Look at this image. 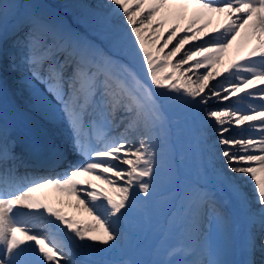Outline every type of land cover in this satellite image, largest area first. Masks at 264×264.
<instances>
[{
	"label": "snow or ice",
	"instance_id": "obj_1",
	"mask_svg": "<svg viewBox=\"0 0 264 264\" xmlns=\"http://www.w3.org/2000/svg\"><path fill=\"white\" fill-rule=\"evenodd\" d=\"M65 7L107 51L58 13L0 0V264H95L77 259V249L115 246L125 218L155 195L162 171L180 183L161 146L174 103L199 114L202 134L213 129L221 164L210 180L180 183L170 218L175 242L154 264H231L223 248L237 219L245 230L241 264H264V0H77ZM210 13L226 19L205 32ZM237 37L256 43L218 70ZM5 65L21 73L51 122L66 125L63 146L17 152L3 114ZM35 164L65 166L54 176L20 174ZM46 187L76 197L92 222L39 201L34 194Z\"/></svg>",
	"mask_w": 264,
	"mask_h": 264
},
{
	"label": "rangeland",
	"instance_id": "obj_2",
	"mask_svg": "<svg viewBox=\"0 0 264 264\" xmlns=\"http://www.w3.org/2000/svg\"><path fill=\"white\" fill-rule=\"evenodd\" d=\"M75 2L77 0H22L23 7L27 10H45L48 6L50 7L49 10L55 13L58 11L59 14L65 15L73 23L74 29L78 32L86 31L89 40L94 41L100 48L107 51L108 45L102 37L79 22L77 19L78 14L74 10L65 7V5ZM137 67L140 76L143 78L144 72L139 63ZM13 80L15 83L11 84V87H21V89L28 91L27 87H22V82H19V79L15 77ZM11 106L15 108L13 104ZM193 119V113L179 103H174L168 109L167 122L161 134V144H163L162 149L166 153L167 165L178 175L180 183L184 180L196 179L198 176L210 180L213 174V170L208 167L209 164L201 155V153H204L203 146H196L192 141L193 139H190L194 131ZM253 134L258 136V133ZM198 158L203 159V162L201 160L198 162ZM180 183H170L162 171L155 195L150 197L148 201L143 202L142 207H139L143 216L135 217L138 221L133 226L141 227L136 235L134 234V237H136L134 240L137 241L136 247L139 248V250L134 249V254L130 260L134 264L139 262L145 264L153 260L160 252H164L162 256L165 259L167 258L165 249L172 244L168 237L171 230L170 218L176 208L177 200L175 197ZM141 254L144 255L143 258H141ZM100 258L117 263L119 261V250L116 247L111 251L103 250Z\"/></svg>",
	"mask_w": 264,
	"mask_h": 264
},
{
	"label": "bare ground",
	"instance_id": "obj_3",
	"mask_svg": "<svg viewBox=\"0 0 264 264\" xmlns=\"http://www.w3.org/2000/svg\"><path fill=\"white\" fill-rule=\"evenodd\" d=\"M80 2L96 4L97 0H80ZM103 2L106 3L107 0H103ZM49 9L50 7L48 6L45 8V10H49ZM190 12H191V9H189V13ZM59 15H61L73 27V23L71 22V20H69L63 14H59ZM207 19L210 21V23L208 25V28L204 29V31L211 32L213 28H218L222 23H224L226 17L223 13H210L207 16ZM184 23H186V20L181 21V24H184ZM80 33H82L84 36L88 38V33L86 31H80ZM255 43L256 41L254 39L251 42L245 43L242 37H237V39L234 40L232 44L227 49H225V51L222 53L220 63L216 65V68L218 70H222L231 61L237 60L239 56L242 54H246L248 49L251 48ZM174 44H175V41L173 42V45H169L166 51L169 50L172 46H174ZM185 47L187 48L188 46L186 45ZM164 71L170 72L171 67L170 66L165 67ZM201 71H203V69H201ZM20 75L21 73H14V72L8 71L7 66L5 65L3 78L6 83L7 94H9V96H11L13 100H15L19 105H22L24 107L22 109V111L24 112V115L20 119V118H16L11 113L15 111L14 108L9 105V108L11 109V112H10L8 105L3 102L4 118L6 122L8 123V125L12 128L13 135L16 137V133L19 127L24 128V127H29V126H38L41 129L52 133V135H55L57 142H59V146L63 145L62 139L64 136L67 135L66 125L62 123L51 122L48 119V117L45 115L43 110L38 105H36V103L33 100L32 95L29 94V89L27 93V91L21 89V87L20 88L16 87V89L11 87V84L15 83L13 78L16 77L17 79H19V82H21ZM22 85H21L22 87H26L23 83ZM38 87L41 90H43L44 88L43 85H38ZM7 94H6V97H7ZM49 99H51L50 96H49ZM252 102H254V105H259L260 103V101L258 100H253ZM34 110L40 111L39 117L34 118V117L29 116V112L34 111ZM19 116H22V115H19ZM9 118H14V123L10 124ZM193 126H194V131L192 132L190 139H193L192 141L196 144V146L197 145L198 147L200 145L203 146L202 150L204 151V153H201V155L203 156V159L207 161V163L209 164L208 167H210V169L214 171V169L219 167L221 164V161L219 160L218 157L214 158L215 147H218V145H216L215 147H213V145L217 137L214 134L212 128H207V131L203 132L202 134L201 132L202 125L199 119V114H197L194 117ZM233 129L234 131L229 133L230 135H236L237 132L239 131V129H236L235 125H233ZM118 131H122V129H119ZM162 145L163 144H161V146ZM203 159L198 158L197 161L199 162V160L202 161ZM95 183L98 185H101V181H95ZM243 183H244V191L247 192L249 195H252V184L246 181ZM101 186L105 188L108 187L107 185H101ZM34 195L39 201L43 203H47L49 206H51L54 209L60 210L61 214L63 215H67V216H70V217H73L79 220L81 224L92 222L91 217L89 216L88 212L84 209L82 205H79V202L74 196H68L66 194H62L58 192L56 189H53L50 187L40 189ZM137 213H139L138 208L132 211L129 214V216L125 218V220L122 222V226L120 229L121 239L115 245L122 249L120 257L123 259V261L130 260V250L137 246L136 241H134L133 238L132 239L129 238L130 236L133 237V235L129 233V229H132V231H134L135 233L139 231V228H136L133 230V227H132L135 224L134 222H132V220H135V216L140 215ZM239 222L240 220L235 222L234 224V231H233L231 242L223 248L222 258L231 262V264H234L235 262H238L239 264H241V261L245 259V253L242 248V242H243L244 235H242L241 233H236L235 231V229L237 231H241V230H238L237 227H235V225L238 224ZM238 238H242V240L238 241L237 240ZM103 247H107V246L93 245L91 242H88V247L87 249H84L83 253L79 254V251L77 249V254L79 255H77L76 258L80 260L93 261L95 260L93 258L94 255L98 253L97 250ZM257 259H259V253H257Z\"/></svg>",
	"mask_w": 264,
	"mask_h": 264
}]
</instances>
